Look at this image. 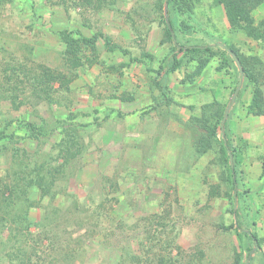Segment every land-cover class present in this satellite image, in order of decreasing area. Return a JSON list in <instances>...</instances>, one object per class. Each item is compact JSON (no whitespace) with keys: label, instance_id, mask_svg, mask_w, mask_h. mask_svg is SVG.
I'll return each instance as SVG.
<instances>
[{"label":"rangeland","instance_id":"374dc122","mask_svg":"<svg viewBox=\"0 0 264 264\" xmlns=\"http://www.w3.org/2000/svg\"><path fill=\"white\" fill-rule=\"evenodd\" d=\"M191 3L171 12L180 45L235 46L264 91V42L232 32L216 0ZM164 15L167 0H0V264H264V114L248 113L257 85L231 53L194 76L183 52L170 72ZM65 30L103 33L117 49L100 38L69 89L39 94L41 64L70 73ZM231 102L215 137L210 105L225 115ZM70 125L84 152L64 164ZM42 162L59 170L49 195L28 183ZM8 187L20 191L9 207Z\"/></svg>","mask_w":264,"mask_h":264},{"label":"trees","instance_id":"16d2710c","mask_svg":"<svg viewBox=\"0 0 264 264\" xmlns=\"http://www.w3.org/2000/svg\"><path fill=\"white\" fill-rule=\"evenodd\" d=\"M217 4L222 6L225 10V14L229 23L230 30L232 32H243L247 37L252 38L256 41L264 42V18L260 21H257L255 17V11L264 3V0H216ZM168 3V15H164L166 23V35L167 38L164 41H170L173 44L174 58L173 62L169 68L170 72L176 71L181 65V54L191 55L194 60L197 61V68L194 71V76H200L205 68L209 65L211 60L222 53L224 58L230 55L228 49H231L234 53L238 55L241 60L244 75L251 82L255 83L257 86L253 90L252 100L248 106V113L254 115H263L264 114V91L262 87L259 86L257 77L251 71L249 60L239 52V50L232 45L225 44L223 46H218V49H215L209 44H195V45H180L176 33V25L173 20L172 11L178 9L179 11H184L185 8H191V0H167ZM74 35L70 31H62L61 36L66 45L65 50V64L70 70V73L64 71L47 67L45 65H40L39 70L34 75L33 78V90L39 94L50 95V90L54 87V84H59L60 87L69 89L70 85L77 78L78 70L85 64V53L86 50H91L94 55H98V40L103 38L105 41V46L108 51H115L117 46L113 43V40L110 36L103 33H96L92 36H85L80 32ZM221 52V53H220ZM144 56L152 57L151 54H144ZM233 58V57H232ZM136 60V58H132ZM18 74V73H17ZM192 80V78H191ZM8 99L12 103L17 104L16 96H9ZM213 110L217 113L219 117V122L213 128L208 126V120L204 124L208 131H212L216 137V131L219 128L220 121L224 118V112L220 113L218 108L214 105ZM63 137L60 142V157L63 158V163L68 164L72 160L76 159L78 156L84 152V143L82 141L81 134L76 127L64 126L63 128ZM4 133H0V138ZM224 141V140H223ZM225 147L231 148L229 141L225 142ZM211 146V142L208 140L206 144L202 146V151H206ZM225 151V149H224ZM26 153V152H25ZM229 155V154H228ZM47 162H42L38 167L35 168V173L37 178H32L29 180V184H35L42 192V195H49L52 192L53 187L56 185L57 180H55V172L59 170H54L46 165ZM47 166V167H46ZM63 166V165H62ZM233 166L235 171V166L230 162V168ZM57 169V168H55ZM234 187L237 183V180H234ZM15 186V185H14ZM8 192H10L9 198L7 199V206H11L14 203H10V198L19 197L20 191L8 187ZM26 189H22L21 192L25 194ZM5 192H1L0 189V198H3ZM7 194V193H6ZM4 199V198H3ZM6 202V200H3ZM11 215V214H9ZM23 220L29 221V212L28 209L24 211L23 214H20ZM239 227V226H238ZM255 238V236H253ZM255 250H257V245L255 243ZM251 256V252L249 257Z\"/></svg>","mask_w":264,"mask_h":264},{"label":"water","instance_id":"95a60500","mask_svg":"<svg viewBox=\"0 0 264 264\" xmlns=\"http://www.w3.org/2000/svg\"><path fill=\"white\" fill-rule=\"evenodd\" d=\"M228 50H229V52L232 54L233 58L236 60L238 66H239V68H240V71L242 72V75H243V68H242V64H241L240 58H239L238 55H237L236 53H234L231 49H228ZM238 90H239V88H237V90H236V92H235V94H234V96H233V98H232V102L235 101ZM232 102L229 104V106H228V108H227V110H226V112H225L224 118H223V120H222V129H223V130H224L225 122H226L227 116H228V114H229V110H230V107H231V105H232Z\"/></svg>","mask_w":264,"mask_h":264}]
</instances>
